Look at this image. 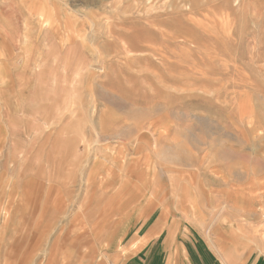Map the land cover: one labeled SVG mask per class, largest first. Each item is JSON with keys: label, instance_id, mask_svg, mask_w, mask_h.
<instances>
[{"label": "rangeland", "instance_id": "374dc122", "mask_svg": "<svg viewBox=\"0 0 264 264\" xmlns=\"http://www.w3.org/2000/svg\"><path fill=\"white\" fill-rule=\"evenodd\" d=\"M146 205L264 254V0H0V264Z\"/></svg>", "mask_w": 264, "mask_h": 264}, {"label": "crops", "instance_id": "0c3cea01", "mask_svg": "<svg viewBox=\"0 0 264 264\" xmlns=\"http://www.w3.org/2000/svg\"><path fill=\"white\" fill-rule=\"evenodd\" d=\"M165 206L158 213L148 205L131 210L116 232L123 237H112L108 264H264V254L241 248L240 238L206 236L191 214L164 213Z\"/></svg>", "mask_w": 264, "mask_h": 264}, {"label": "bare ground", "instance_id": "6f19581e", "mask_svg": "<svg viewBox=\"0 0 264 264\" xmlns=\"http://www.w3.org/2000/svg\"><path fill=\"white\" fill-rule=\"evenodd\" d=\"M41 13V12H40ZM41 15V14H40ZM42 16V15H41ZM46 17V16H45ZM145 173V172H144ZM141 178H143V177H141ZM128 180H129V178H128ZM127 180V178H125V181H128ZM142 180V179H141ZM122 184V183H121ZM122 187V186H121ZM177 192V191H176ZM176 192H174V193H176ZM154 195V194H153ZM126 199V198H125ZM85 203V202H84ZM128 212V211H127ZM85 214V213H84ZM106 217V216H105ZM261 227V226H260ZM263 228V227H262ZM76 229V228H75ZM78 231V230H77ZM48 260H49V258H48Z\"/></svg>", "mask_w": 264, "mask_h": 264}]
</instances>
